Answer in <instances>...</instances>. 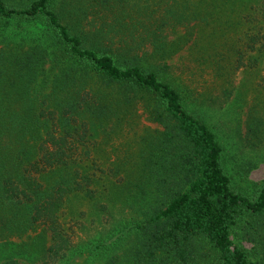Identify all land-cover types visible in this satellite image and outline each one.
<instances>
[{
	"label": "trees",
	"instance_id": "obj_1",
	"mask_svg": "<svg viewBox=\"0 0 264 264\" xmlns=\"http://www.w3.org/2000/svg\"><path fill=\"white\" fill-rule=\"evenodd\" d=\"M65 2L0 0V26L10 19H38L51 30L55 43L52 52L39 46L11 55L0 52V87L4 88L0 92L7 96L6 101H0V237L40 225L50 231L48 245L34 250L37 255L26 248L23 262L8 256L0 264H91L103 254L104 264H264L251 259L245 248L231 239L243 217L263 226L264 180L248 191L236 186L226 171L223 148L215 133L188 109L177 89L138 63L134 52L139 45L116 47L112 41L106 42L103 27L83 29L86 4L81 2L69 10ZM98 4L115 7L117 1L99 0ZM256 22L264 24V18L258 17ZM253 30L251 41L260 33L264 36V26ZM48 61L49 72L53 67L57 72L44 76L38 87L48 86L43 102L49 106L55 100L61 114L38 135L32 129L44 109L35 105L30 87ZM93 76L116 88L126 102L143 100L150 118L161 126L148 141L141 165L153 186V199L141 211L142 216L132 221L128 246L121 235L111 241L71 242L58 212L64 193L83 188L88 178L76 181L77 171L65 170L59 174L60 180L55 177L43 188L36 177L38 172H54L89 158L84 148L88 125L112 112L90 84ZM15 100L19 103L13 107ZM247 126L253 136L258 135L256 119L248 120ZM26 134L36 141V158L22 160L29 153L22 142L13 159L10 151L3 149ZM12 161L18 162L20 171L7 168ZM86 192L91 190L86 188ZM26 204L27 216L22 219Z\"/></svg>",
	"mask_w": 264,
	"mask_h": 264
},
{
	"label": "rangeland",
	"instance_id": "obj_2",
	"mask_svg": "<svg viewBox=\"0 0 264 264\" xmlns=\"http://www.w3.org/2000/svg\"><path fill=\"white\" fill-rule=\"evenodd\" d=\"M65 1L69 10L81 2L86 4L83 29L103 27L106 42L112 41L116 47L139 45L134 52L138 63L153 69L177 89L188 109L215 133L223 148L226 171L236 186L248 191L264 180V36L260 33L258 39L250 40L253 28L264 26L256 22V18H264V0H116L115 7L99 6V0ZM35 46L48 52L55 49L53 34L41 20L10 19L0 26V52L11 55ZM50 61L30 87L35 105L44 109L32 129L38 135L61 114L55 100L49 106L43 102L48 86L38 87L44 76L57 72V67L49 72ZM89 81L112 111L88 125L84 148L89 158L54 172H38L36 177L43 188L49 187L55 177L60 180L59 174L65 170H76V181L82 176L88 178L83 188L64 193L58 212L71 242L81 245L96 239L111 241L121 235L128 246L132 221L142 216L141 211L153 199V186L141 165L148 141L161 126L150 118L143 100L135 102L137 99L132 98L126 102L123 94L105 86L96 76ZM2 100H7L5 92H0ZM18 103L13 101V107ZM252 119L260 127L257 136L247 126ZM22 142L29 148L22 160L35 159L36 141L29 134L3 150H9L14 159ZM17 163H7V168L20 171ZM86 188L90 194H86ZM27 206L22 207V219L27 216ZM49 237L50 231L42 225L0 237V262L8 256L23 262L26 248L37 255L34 252L47 246ZM231 239L245 248L251 259L264 262V222L261 226L243 217ZM122 243L118 241L120 246ZM17 251H21L19 255ZM104 258L105 254L92 259L91 264H104Z\"/></svg>",
	"mask_w": 264,
	"mask_h": 264
}]
</instances>
